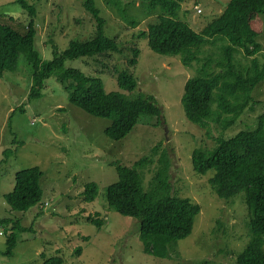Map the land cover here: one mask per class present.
Wrapping results in <instances>:
<instances>
[{
  "label": "rangeland",
  "instance_id": "obj_1",
  "mask_svg": "<svg viewBox=\"0 0 264 264\" xmlns=\"http://www.w3.org/2000/svg\"><path fill=\"white\" fill-rule=\"evenodd\" d=\"M26 1L35 8V47L43 60L60 54L71 40L94 35L95 22L83 6L84 0ZM95 1L105 19L104 33L117 37L121 53H113L110 61L91 57L66 60L65 67L99 78L106 92L118 91L132 98L119 88L113 71L127 65L130 48L137 47L133 72L138 85L133 99L141 97L138 107L144 113L124 138L111 140L104 133L111 121L73 105L70 90L55 76L45 80L40 98L29 99L31 68L22 55L14 71L0 76V217L19 220L27 229L15 230L16 245L12 254L6 255V228L0 225V264H42L43 258L54 255L62 257V264H236V254L249 239L243 193L229 199L219 197L208 181L213 171L197 174L192 167L193 150L212 148L220 130L215 125L207 130L185 117L181 96L184 83L196 73V65H184L178 55L150 49L142 32L157 12H146L143 0H119L121 14L106 0ZM227 2L181 0L178 17L200 31ZM29 19L27 9L17 0H0V22L29 33ZM130 19H137V24L132 25ZM250 23L260 43L257 57L264 62V14L252 13ZM149 96L160 109L158 117L148 115L153 110ZM252 96L254 104L224 131L225 135L255 127L257 116L264 112V81L254 87ZM157 143L170 159L172 192L200 205L191 233L177 241L176 250L169 248L174 251L169 257L145 253L138 220L112 209L105 196L107 186L118 180L115 164L132 165ZM7 148L13 151L9 156L3 154ZM33 166L43 172L41 200L27 211L12 210L3 195L13 189L18 170ZM153 167L145 170V185ZM87 182L97 184L92 201L83 199ZM92 218L103 223L98 227Z\"/></svg>",
  "mask_w": 264,
  "mask_h": 264
},
{
  "label": "trees",
  "instance_id": "obj_2",
  "mask_svg": "<svg viewBox=\"0 0 264 264\" xmlns=\"http://www.w3.org/2000/svg\"><path fill=\"white\" fill-rule=\"evenodd\" d=\"M180 1L143 0L146 12L157 14L142 34L154 52L178 55L184 65H196V73L184 83L181 96L185 117L207 130L211 125L220 127V130L214 137L212 148L200 146L193 150V170L197 174L212 170L208 181L221 198L229 199L243 193L249 239L236 254L235 263L264 264V112L257 116L255 127L241 129L229 136L224 134L243 111L254 104L252 91L264 81V62L257 57L260 43L250 23L252 13L264 14V0H228L222 12L200 31L179 19ZM106 2L119 14L124 12L119 0ZM17 3L30 15L26 25L29 33L11 23L0 22V76L5 71H14L22 55L31 68L29 99L40 98L45 80L55 76L70 90L69 101L73 105L90 115L111 121L104 130L107 137L111 140L124 138L144 113L138 107L141 97L133 99L138 85L133 67L139 49L130 48L127 65L113 71L119 88L131 93L132 98L118 91L106 92L99 78L87 76L75 67H65L66 60L91 57L96 61L100 58L110 61L113 53H121L117 37L104 33L105 19L96 1L83 2L95 22L94 35L85 40H71L66 49L50 60H43L35 47L33 4L26 0H17ZM129 21L132 25L138 22L137 19ZM147 98L153 101L150 104L153 110L148 115L158 117L160 109L155 99L152 96ZM11 152L7 148L3 154L9 156ZM150 166H154V170L145 185V170ZM169 166L168 154L165 150L160 151L157 143L130 166L116 163L118 180L109 184L105 193L112 209L138 220L143 251L157 257H169L170 252H174L169 248L176 250L177 241L191 233L200 211L198 203L172 192L168 180ZM42 175L38 166L15 173L13 189L3 195L12 210L27 211L41 200ZM97 190L95 182L85 183L84 201L94 200ZM91 221L98 227L103 223L97 218ZM0 225L6 228L4 253L11 255L17 241L15 230L27 229L19 224V220L9 217H0ZM80 250L78 247L77 253ZM42 264H62V257L43 258Z\"/></svg>",
  "mask_w": 264,
  "mask_h": 264
}]
</instances>
